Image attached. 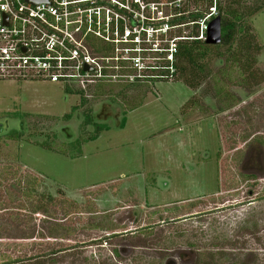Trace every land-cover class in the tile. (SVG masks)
<instances>
[{"label":"rangeland","instance_id":"obj_1","mask_svg":"<svg viewBox=\"0 0 264 264\" xmlns=\"http://www.w3.org/2000/svg\"><path fill=\"white\" fill-rule=\"evenodd\" d=\"M248 24L241 74L211 48L195 88L136 87L76 157L81 112L121 86L0 80V264H264V11Z\"/></svg>","mask_w":264,"mask_h":264},{"label":"built area","instance_id":"obj_2","mask_svg":"<svg viewBox=\"0 0 264 264\" xmlns=\"http://www.w3.org/2000/svg\"><path fill=\"white\" fill-rule=\"evenodd\" d=\"M205 2L194 23L169 22ZM217 0H0V80L91 85L172 80L180 42H205ZM195 26L194 35H173Z\"/></svg>","mask_w":264,"mask_h":264},{"label":"trees","instance_id":"obj_3","mask_svg":"<svg viewBox=\"0 0 264 264\" xmlns=\"http://www.w3.org/2000/svg\"><path fill=\"white\" fill-rule=\"evenodd\" d=\"M250 2V3H249ZM252 2V3H251ZM207 8V7H206ZM216 10L217 15L220 18L221 22V43L218 46H208L204 42L197 41V40H191V41H185L180 42L177 47V53L175 54V62H174V68H175V74H173L172 80H179L181 78V81L183 83H186L190 88L196 87V82L199 79V75L201 74L204 66L201 65V62L207 58L208 52L211 48H218L220 46L226 47L229 51L228 57L224 59V61L231 62L233 64L240 63V58L238 59V54L240 55L242 52L245 53V67L242 68V65L240 63V74L241 70H245L246 68L250 67L251 60H250V52H251V31L250 26L248 24L249 18H251L253 15L258 13L259 11H264V0H217L216 2ZM187 11L184 9L182 12ZM202 15V11L198 10L197 12L188 13L187 15H181L179 17H176L172 19L169 23L172 26H178L183 24H189L196 22ZM195 26H192V32L191 35L195 34ZM181 30H178V33H180ZM246 37V39H245ZM251 37V38H250ZM253 39V38H252ZM238 43L239 46H241L242 49H238L237 51L232 48L234 44ZM187 73V75H186ZM185 74V75H184ZM184 80V81H183ZM156 81V80H142V81H136L133 84H114V85H120V90L116 94H111L108 92L107 97H111L109 105H106L104 102L101 103L99 111L93 112L91 108L84 110L82 115H80L81 121L78 131V138L75 140L77 143L76 152L73 154V157L78 156L81 153L80 147L82 144L87 142H93L95 141L100 133L104 130H109L108 127H104V124L101 123L103 119L106 118L107 115L110 114L108 107H120L118 104L117 99H124L127 98L126 94L130 91H134L136 87H144L146 85H149L150 82ZM81 89V90H80ZM91 90V89H90ZM83 88H77L75 92H82ZM134 94V98L132 103H137L143 99L144 95H139L137 97V94ZM94 95V93H92ZM92 96L84 98L82 97L81 105L84 104L87 100L89 101ZM137 97V98H136ZM130 99V97L128 98ZM139 100L138 102H136ZM132 103L130 104L131 107ZM75 110V108H74ZM73 110V111H74ZM126 109L118 108L117 117L119 116V112L123 115H125ZM116 111V110H115ZM113 117H116V114L112 115ZM70 118V115L64 116L63 120H68ZM125 120L121 121L120 127L122 128L124 126ZM24 123V122H23ZM22 127V126H21ZM25 134V132L19 131V139ZM10 138L12 136H9ZM18 137V136H16ZM74 141V142H75ZM63 250H54L51 253L46 254H37L35 257L30 258L31 261H33L34 264L38 263L36 261H39L45 257L50 259L51 257L56 256L59 253H62ZM35 260V261H34ZM52 261V260H50ZM19 263H23V260H19ZM4 264V263H3Z\"/></svg>","mask_w":264,"mask_h":264},{"label":"water","instance_id":"obj_4","mask_svg":"<svg viewBox=\"0 0 264 264\" xmlns=\"http://www.w3.org/2000/svg\"><path fill=\"white\" fill-rule=\"evenodd\" d=\"M208 46H218L221 43V22L217 16L208 24L206 40Z\"/></svg>","mask_w":264,"mask_h":264},{"label":"crops","instance_id":"obj_5","mask_svg":"<svg viewBox=\"0 0 264 264\" xmlns=\"http://www.w3.org/2000/svg\"><path fill=\"white\" fill-rule=\"evenodd\" d=\"M253 195V192L252 191H249L248 192V196H252ZM252 203V202H251Z\"/></svg>","mask_w":264,"mask_h":264}]
</instances>
